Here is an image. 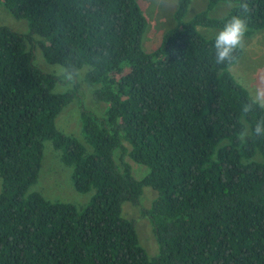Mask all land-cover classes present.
Here are the masks:
<instances>
[{"label":"trees","instance_id":"trees-1","mask_svg":"<svg viewBox=\"0 0 264 264\" xmlns=\"http://www.w3.org/2000/svg\"><path fill=\"white\" fill-rule=\"evenodd\" d=\"M1 3L29 32L0 26V264H264V135L253 134L264 107L243 112L255 100L230 73L243 50L233 63L217 64L215 37L198 31L222 30L240 16L250 37L264 30V0H208L189 22L191 0H178L176 27L150 53L138 0ZM220 3L232 8L211 17ZM34 35L74 90L55 92L59 78L35 65ZM85 66L95 100L108 109L102 118L81 110L84 144L56 120L76 98ZM46 141L73 169L76 191H95L83 209L29 193ZM125 142L131 160L149 169L143 180L115 159ZM145 187L157 192L145 212L155 257L123 216L124 203L138 205Z\"/></svg>","mask_w":264,"mask_h":264},{"label":"rangeland","instance_id":"rangeland-1","mask_svg":"<svg viewBox=\"0 0 264 264\" xmlns=\"http://www.w3.org/2000/svg\"><path fill=\"white\" fill-rule=\"evenodd\" d=\"M143 14L147 18V29L143 36L142 48L146 53L154 51L161 42L163 35L176 27L175 12L178 0H138ZM208 0H191L185 22L191 21L198 13L204 11ZM232 8L231 4L220 3L210 12L211 17H224ZM0 26H8L13 30L27 34L28 24L24 20L15 19L4 7L0 0ZM198 31L205 37L211 38L221 31L216 28L198 27ZM32 43L29 49L34 53V63L43 72L55 75L59 82L55 87V92L64 93L74 90V81L68 80L64 74L65 70L60 65L48 63L42 54L41 45L46 41L37 35L32 36ZM241 59L230 68V73L235 80L246 88L252 98L256 100L257 93L264 91V30L256 31L252 36L245 37ZM85 66L78 73L76 83V98L66 107L56 120L57 128L67 135L78 138L85 144L81 132L82 120L81 110L93 113L102 118L105 116L108 104L96 101L93 93L97 86H90L85 81V75L89 71ZM264 103V100L260 101ZM44 158L41 172L36 184L29 193L39 192L51 202L70 203L79 209L86 207L95 191L89 193H79L76 191L73 181V169L66 166L61 160V152L56 150L50 141L44 143ZM126 152L117 150L114 154L119 166L122 168L124 163L131 166L133 176L138 180H143L149 173L146 166L135 163L128 155L131 146L125 142ZM90 150V147L87 146ZM1 192V180H0ZM157 198V192L150 187H145L138 205L126 202L123 205L124 218L135 222L141 246L148 252L150 257H155L159 253L157 240L154 236L153 225L145 212L152 206Z\"/></svg>","mask_w":264,"mask_h":264},{"label":"clouds","instance_id":"clouds-1","mask_svg":"<svg viewBox=\"0 0 264 264\" xmlns=\"http://www.w3.org/2000/svg\"><path fill=\"white\" fill-rule=\"evenodd\" d=\"M240 8L244 13L249 11V5L247 3L241 4ZM247 30V24L240 16H233L225 23L223 29L215 37V63L231 64L237 60L236 53L244 47ZM262 100H264V91L258 92L256 100L246 104L243 112H251L253 110V104H259L260 107H264V103H260ZM253 134L255 136L264 135V123H257ZM247 135L248 132L245 129L240 133L239 138L244 140Z\"/></svg>","mask_w":264,"mask_h":264}]
</instances>
